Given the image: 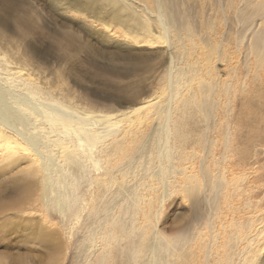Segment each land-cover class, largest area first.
Segmentation results:
<instances>
[{
    "label": "rangeland",
    "instance_id": "rangeland-1",
    "mask_svg": "<svg viewBox=\"0 0 264 264\" xmlns=\"http://www.w3.org/2000/svg\"><path fill=\"white\" fill-rule=\"evenodd\" d=\"M1 57L75 155L0 195V264H264V0H0Z\"/></svg>",
    "mask_w": 264,
    "mask_h": 264
},
{
    "label": "bare ground",
    "instance_id": "bare-ground-1",
    "mask_svg": "<svg viewBox=\"0 0 264 264\" xmlns=\"http://www.w3.org/2000/svg\"><path fill=\"white\" fill-rule=\"evenodd\" d=\"M164 28H165V26H164ZM150 33H151V30H150ZM1 58H0V65H1V68H3V71L0 72V75L2 76V77L0 76V78L4 80L3 81L4 84H1V82H0V146L2 145L4 147V152H3L4 158L2 159V163L0 164V176H1L0 178L2 179V180H0V195L3 194L5 196H8V195H12L13 193H15L17 191L22 192V190H27L29 188H35V187L37 188V187H39V185L42 183L41 181H43V180H45V181L49 180V182H50L49 188L52 192V191L56 190L55 188H57V186L65 183V182H63V180H59L56 182V179L54 178V171L56 169H57L56 172L60 173V175L63 172L62 166L58 163V158L61 159V157L55 156V154L61 156L62 152L66 153L67 152L66 149H68V148L62 147L63 146L62 143L63 142H70L71 140L61 138L60 129H59L60 122L58 119H55V117L53 115L50 116L51 114H49V113L45 114L42 110H40L42 108L40 103L41 102L43 103V99H41L42 95L40 96L39 93L40 92L43 93L44 91L39 90V88H38L36 90L37 91L36 97L32 92H31L32 94L30 96L29 95L26 96V94H24V96L26 98L24 96H23V98L15 97V93L17 94V91L11 89V87H9V85L7 86L5 83H10L12 85H15V86L21 88L22 86H26V84H30L29 79H32V78H29V76H27L29 74L24 75L26 73H23L22 71H20L21 69L17 70L18 68H16V66H14V65H11V62L9 60H7L6 58L5 59L4 58L1 59ZM19 72H20V74H22V73L23 74L19 75L18 74ZM30 77H32V76H30ZM10 78L13 79V81ZM13 82L15 84H13ZM26 88H28V87H26ZM186 88H188V86ZM23 90L24 89H22V91ZM18 93H20V95H23V94H21V92H18ZM20 95H18V96H20ZM32 98H37V100L39 99L40 101L38 100V102H40V103H36ZM11 99H13V100H11ZM149 102H151V101H149ZM149 102H147V103H149ZM147 103H145L144 105L143 104L139 105L138 107H136V109H141V108L147 107L148 106ZM148 112L149 111L145 112L144 115L147 114ZM99 116H104V115H99ZM146 116H148V114L145 115V117ZM6 118L12 119V120L10 122H5ZM140 118H141V116H140ZM130 124H132V121L130 123L128 122V126ZM21 125H22V128H21ZM68 126H71V124L68 123ZM83 131H85V130H83ZM92 133H90V134H92ZM63 134L67 135L68 132L63 133ZM68 150L71 152V153L69 152V154H67V156H69V158H70V156L75 155V152H73L70 149H68ZM47 151L50 153H53V151H54L55 152V154L53 153L54 156L47 153ZM46 158L52 159V160H49L48 164H46V160H47ZM20 167H22V168H20ZM16 168H20L19 171L25 172V174L14 175L13 177H5L6 173L12 172ZM19 171H17V172H19ZM3 180H4V182L2 183ZM62 186L64 187V184ZM62 195L63 194H61L60 196H62ZM8 204H10V203L0 201V210H2L5 207V205H8ZM48 215H49L48 213L43 214L41 219L43 221L47 220ZM13 216L14 215H3L2 218L0 217V234L2 237H5L9 232L13 231V229L15 228L13 224H11L9 222H6V223L3 222L5 220H9V219L12 220L15 217V216L14 217ZM17 216H18V218H20V217L23 218L20 220V222H23L26 219L21 214H17ZM28 218H30V217L28 216ZM30 221L31 220L27 221L26 223H28ZM70 221H72V222H70ZM67 222H70L69 224L71 226H69V227L74 228V226H75L74 224L78 223L79 220H78V217H75V218L70 219ZM28 224H26L27 227H28ZM17 227H19V226H17ZM38 227H40V228L39 229L37 227L36 228L31 227L30 228V230L32 229L31 232L33 234H35V238L39 239V240H45V241L50 240L46 236L48 233L46 228L45 227L43 228L42 226H38ZM85 228H86L85 224L83 223L81 225L80 229H82V231H83V230H85ZM252 230L253 229H251V231ZM16 231H18V230H16ZM158 232L159 231H157V233ZM261 232L262 231L260 230L259 233L256 234L255 238L250 242V244H248L249 247L247 249L250 253L254 252L255 249L257 251L258 250L260 251L259 248H260V246H262L261 244L263 243V240H264L263 239L264 238L263 237L264 236V228H263V232L262 233ZM250 234H251V232H250ZM143 237L145 238V236H143ZM260 237H262V239H260ZM33 238L34 237L32 236V239ZM82 239H84V238H82ZM150 239H152V237ZM2 240H3V238H2ZM141 241H143V240H141ZM148 241H150V240L148 239ZM138 245L139 244H136V246H138ZM103 249H104V247L101 246L96 251H97V253H99V252H102ZM257 251H255V252H257ZM0 261L2 262V260H0ZM53 264H57V263L54 262Z\"/></svg>",
    "mask_w": 264,
    "mask_h": 264
}]
</instances>
